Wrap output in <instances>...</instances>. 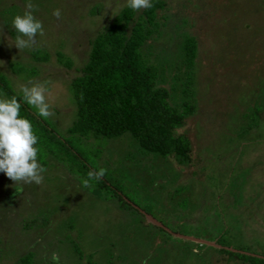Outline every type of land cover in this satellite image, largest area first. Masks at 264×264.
<instances>
[{
    "label": "rangeland",
    "instance_id": "1",
    "mask_svg": "<svg viewBox=\"0 0 264 264\" xmlns=\"http://www.w3.org/2000/svg\"><path fill=\"white\" fill-rule=\"evenodd\" d=\"M166 1L153 56L171 58L176 70L180 34L198 42L197 110L178 129L191 141L187 165L146 156L129 133H67L77 112L70 82L88 58L90 39L127 0H31L43 32L21 50L11 43V19L25 0H0V74L19 95L22 85L44 88L49 115L22 99L19 115L41 118L66 143L53 150L36 142L40 184L21 188L0 171V264L28 250L38 264L85 261L67 242L99 264H109L107 252L110 264H246L213 250L209 258L212 243L194 244L190 236L264 255V0ZM39 52L48 58L32 55ZM0 98H8L2 89ZM101 167L103 177L85 186L87 172ZM34 219L42 224L27 226Z\"/></svg>",
    "mask_w": 264,
    "mask_h": 264
},
{
    "label": "trees",
    "instance_id": "2",
    "mask_svg": "<svg viewBox=\"0 0 264 264\" xmlns=\"http://www.w3.org/2000/svg\"><path fill=\"white\" fill-rule=\"evenodd\" d=\"M151 2L150 8L136 10L125 5L90 39L88 58L80 68L81 73L70 82L77 112L67 133L107 139L129 133L146 156L154 154L157 158H166L169 163L187 165L193 160L192 145L185 132L178 129L197 110L198 42L196 36L186 31L180 34L182 41L178 44L180 49L175 52V56L181 59L178 60L176 70L171 58L154 57L151 41L163 36L161 28L165 21L162 20L160 11L167 6V1ZM92 12L95 13L94 9ZM32 55L41 60L48 58L46 52ZM0 89L8 97L16 96L20 101L21 95L4 81L2 74ZM34 117L31 115L30 122L32 128H35L34 133L41 149L43 143H48L53 150V143L59 144L62 141L66 144L60 133L48 127L41 118L36 117L32 122ZM46 151L53 154L49 148ZM174 169L178 173L175 167ZM28 224L27 226L35 227L42 223L34 219ZM60 239L66 241L67 238L60 236ZM218 241H210L212 244H208L211 247L208 248L209 258L210 251L213 250L216 253H226L227 260L232 262L264 264V255L250 251L246 245L237 247L228 243L220 246ZM66 244L73 246L74 253L79 258L87 255L85 261L79 259L76 264H99L79 244ZM107 255L111 258L113 253L107 252ZM13 264L38 262L34 252L28 250Z\"/></svg>",
    "mask_w": 264,
    "mask_h": 264
},
{
    "label": "clouds",
    "instance_id": "3",
    "mask_svg": "<svg viewBox=\"0 0 264 264\" xmlns=\"http://www.w3.org/2000/svg\"><path fill=\"white\" fill-rule=\"evenodd\" d=\"M127 4L134 10L152 6L151 0H127ZM32 7L31 0H25L23 13L16 14L11 19V25L17 34L11 43L19 50L30 48L35 35L43 32L40 20L30 11ZM52 15L59 17L60 9L54 8ZM20 91V99L33 106L37 115H49L44 88L41 85H22ZM19 111L20 102L16 96L0 98V171L22 188L24 184H40L44 168L37 160V136L32 124L27 118L20 116ZM104 173L105 169L102 167L89 170L83 183L87 186L90 181H98ZM50 259L58 262L59 257L53 252Z\"/></svg>",
    "mask_w": 264,
    "mask_h": 264
},
{
    "label": "water",
    "instance_id": "4",
    "mask_svg": "<svg viewBox=\"0 0 264 264\" xmlns=\"http://www.w3.org/2000/svg\"><path fill=\"white\" fill-rule=\"evenodd\" d=\"M188 237H189V236H188ZM190 238L193 239V240H195V241H197V242H201V243H210V241H208V240H204V239H201V238H195V237H191V236H190Z\"/></svg>",
    "mask_w": 264,
    "mask_h": 264
}]
</instances>
